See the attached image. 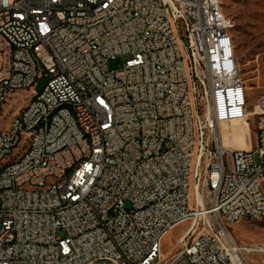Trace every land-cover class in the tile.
Listing matches in <instances>:
<instances>
[{"label":"built area","instance_id":"obj_1","mask_svg":"<svg viewBox=\"0 0 264 264\" xmlns=\"http://www.w3.org/2000/svg\"><path fill=\"white\" fill-rule=\"evenodd\" d=\"M220 7L0 0V264H249L229 226L264 215V99L256 148L222 146L248 95Z\"/></svg>","mask_w":264,"mask_h":264},{"label":"rangeland","instance_id":"obj_2","mask_svg":"<svg viewBox=\"0 0 264 264\" xmlns=\"http://www.w3.org/2000/svg\"><path fill=\"white\" fill-rule=\"evenodd\" d=\"M223 13L232 20L231 36L238 61L240 77L248 95L247 111L252 112L259 98L264 99V0H222ZM109 66L117 69L122 59L114 58ZM46 78L37 80L36 89L41 90ZM17 102L11 107L7 119L13 112L29 100L28 93L15 96ZM256 118L249 116L248 132L250 144L255 149ZM230 123V122H229ZM228 124V123H226ZM224 123L220 124L222 132ZM257 163L258 154L253 153ZM189 222L178 224L162 241V252L171 255L176 251L175 241L188 228ZM236 243L245 248L244 255L249 264H264V215L258 220L249 218L237 221L229 226Z\"/></svg>","mask_w":264,"mask_h":264},{"label":"bare ground","instance_id":"obj_3","mask_svg":"<svg viewBox=\"0 0 264 264\" xmlns=\"http://www.w3.org/2000/svg\"><path fill=\"white\" fill-rule=\"evenodd\" d=\"M220 15L227 17L220 7ZM232 22V20L230 19ZM44 29H51V22H44ZM228 43L233 44V39L231 34H228ZM33 106V99H29L26 104H24V110H31ZM256 110V109H255ZM62 112V105L51 106V114H59ZM254 114L253 111L247 114V119L242 121L233 120L230 123H224L221 132L222 146H235L241 149H248L250 147L248 132V118L250 115ZM69 178V170H62L61 175H57V182H65V179ZM54 181V174H47L43 178V188H51L52 182ZM252 219V214H244V219Z\"/></svg>","mask_w":264,"mask_h":264}]
</instances>
